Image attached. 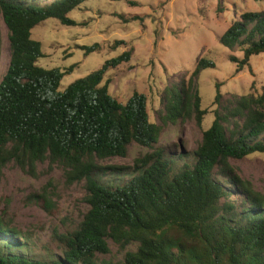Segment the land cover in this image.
<instances>
[{
  "label": "trees",
  "instance_id": "obj_1",
  "mask_svg": "<svg viewBox=\"0 0 264 264\" xmlns=\"http://www.w3.org/2000/svg\"><path fill=\"white\" fill-rule=\"evenodd\" d=\"M85 1L0 0L10 48L0 79V172L10 163L24 172L45 162L58 166L67 182L84 184L87 203L71 230L54 229L59 252L50 245L37 252L19 229L0 221V264H264V193L231 163L264 153V86L256 94L225 97L217 83L214 119L197 147L177 152L159 146L162 127L150 119L147 96L134 91L120 101L109 93L106 73L130 61L131 50L63 90L74 65L38 64L45 53L33 29L48 18L77 25L68 14ZM219 41L243 53L229 56L237 72L250 65L253 55L264 53V10L243 12ZM125 44L116 40L112 47ZM81 48L88 55L101 44ZM214 66L200 58L188 82L163 99L166 122L194 116L202 125L209 110L202 108L196 81ZM133 144L151 151L133 166L101 163L127 157ZM113 245L119 257H102Z\"/></svg>",
  "mask_w": 264,
  "mask_h": 264
},
{
  "label": "rangeland",
  "instance_id": "obj_2",
  "mask_svg": "<svg viewBox=\"0 0 264 264\" xmlns=\"http://www.w3.org/2000/svg\"><path fill=\"white\" fill-rule=\"evenodd\" d=\"M129 1H136V5ZM262 10L264 0H86L68 14L77 25H63L48 18L33 29V37L42 43L45 53L39 65L61 70L74 65L73 71L63 77L60 90L97 70L105 60L131 50L130 61L106 73L109 93L120 101L129 99L134 91L145 94L150 119L162 127L158 145L177 152L190 151L197 147L202 131L214 119L217 83L225 97L231 93L256 94L264 86V53L253 55L250 65L237 72L238 64L229 56L242 58L243 53L219 41L243 12ZM0 25L1 79L9 64L10 48L8 29L2 19ZM116 40L127 44L113 48ZM95 43H100L101 49L85 55L81 46ZM200 58L215 64L202 69L196 81L202 108L209 112L201 126L194 116L166 122L165 101L178 83L188 82ZM149 151L133 144L127 157L108 158L101 163L133 166L135 159ZM231 163L254 189L264 193V153L231 159ZM85 194L84 184L67 182L64 170L58 166L50 169L45 162L38 165L36 172H24L10 163L0 172V221L19 229L37 252L45 253V245L59 252L52 238L54 229L64 233L76 225L87 209ZM111 256L119 257L115 245L110 254L102 257Z\"/></svg>",
  "mask_w": 264,
  "mask_h": 264
}]
</instances>
